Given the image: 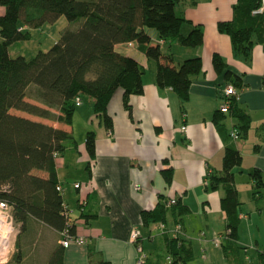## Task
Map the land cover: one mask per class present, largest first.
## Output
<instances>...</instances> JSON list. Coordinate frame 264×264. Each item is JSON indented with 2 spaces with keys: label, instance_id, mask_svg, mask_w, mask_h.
I'll return each mask as SVG.
<instances>
[{
  "label": "crops",
  "instance_id": "crops-1",
  "mask_svg": "<svg viewBox=\"0 0 264 264\" xmlns=\"http://www.w3.org/2000/svg\"><path fill=\"white\" fill-rule=\"evenodd\" d=\"M237 1L182 0L179 3L178 13L189 20L184 22L182 31L189 33L195 24L204 29L205 40L200 47L168 43L156 29L145 28L152 37V44H160L165 54H172L175 65L179 66L190 57L203 58L204 69L193 77L188 100H183L171 87L157 84L158 62L150 59L137 41H131L118 43L115 48L145 67L144 92L130 97L132 111L125 106L124 90L120 88L115 92L108 106V113L113 118L112 129L107 128L102 115L94 111L93 99L89 97L78 106L77 117H82L83 121L81 135L76 132V113L70 125L37 120L78 136V147L69 148L64 155L57 157V169L64 188V200L75 214L76 235L85 237L86 243H73L66 248L60 243L59 230L30 217L16 242V250L22 255L21 264H48L55 249L60 247L64 249V264H91L100 259H108L113 264H138L140 253L136 244L130 241L133 227L141 230L140 242L144 249L147 241L149 244L157 241L154 247L145 251L148 255L145 264L170 261L166 239L173 234L162 232L157 235L160 222L145 225L143 220V211L155 209L160 202L168 209L166 226L169 231L179 225L171 211L178 201L188 205L190 210L204 211L207 230L219 226L223 227L221 232L224 231L226 213L221 203L224 190L207 187L210 174L222 172L228 146L237 147L243 154L242 165L234 169L243 202L240 217L257 226L254 262L264 259L260 256L264 252V190L258 197L251 193L245 198L238 185V173H244L246 152L250 148L253 164L248 167L249 175L255 168H260L264 175V45L256 44L251 60H246L234 51L231 37L219 30L220 21L233 19ZM4 13L5 7L0 5V15ZM215 53L221 54L229 67L243 77V85L237 87L240 94L237 104L252 118L247 134L241 132L233 113L222 112L221 119L217 118L218 110L226 100L225 87L233 83L216 71L213 64ZM86 100L91 105L88 110L83 108ZM183 125L187 126L186 131L182 129ZM235 127L241 132L239 139L231 135ZM91 130L95 131L97 138L94 157L86 148L87 133ZM166 171L171 173V181L167 180ZM77 182H83L82 188L75 187ZM251 183L252 192L255 184L252 178ZM88 184L94 186L92 191L87 190ZM174 198L177 203L168 205V201ZM246 203L249 208L243 206ZM83 212L95 217L86 220ZM186 219L184 216L182 221L185 230ZM259 223L263 225L262 229ZM180 235H183L182 231ZM183 237L190 240L194 249L193 240L187 235ZM239 243L242 246L247 244L241 231ZM207 250L201 255L196 254L189 264H211L213 257L206 261ZM221 255V264H230L224 250ZM241 256L245 261L252 258L243 255L242 251Z\"/></svg>",
  "mask_w": 264,
  "mask_h": 264
},
{
  "label": "trees",
  "instance_id": "trees-1",
  "mask_svg": "<svg viewBox=\"0 0 264 264\" xmlns=\"http://www.w3.org/2000/svg\"><path fill=\"white\" fill-rule=\"evenodd\" d=\"M181 1L0 0V5L5 7V13L0 15V201L12 207L20 229L28 218L34 217L60 232L68 229L76 235V225L68 213L70 208H65L63 191L58 188L61 182L57 157L69 148L78 147V141L72 131L16 114L13 109L70 125L78 108L76 98L89 97L93 99L94 111L112 129L113 118L108 106L115 92L124 90V103L130 111V97L144 92L145 67L115 48L118 43L131 41H137L147 56L158 62L157 84L171 87L183 100H188L193 77L204 69L203 58L190 57L177 66L172 54H165L160 44H152V37L145 30L156 29L168 43L178 42L192 48L202 46L205 35L201 25H193L187 34L182 31L184 22L189 20L177 11ZM261 6L262 0H238L233 19L218 23L219 30L231 37L236 54L246 60H251L256 44L264 45V12H255ZM62 15L70 22H80L77 27L66 28L48 51L40 50L32 58L11 55L10 47L15 42L32 38L29 27L55 22ZM213 64L236 87L243 85L242 75L233 71L221 54L213 55ZM29 97L47 107L30 101ZM220 111L218 119L224 114ZM230 112L238 119L241 132L247 134L252 118L238 106L235 98ZM86 148L91 156L96 155L94 130L87 133ZM242 163L241 151L228 146L223 170L210 174L207 188L224 190L221 203L226 213V228L221 232V244L229 263L264 264V259L247 262L241 256V250L247 246L239 243L243 202L234 169ZM250 176L255 183L252 194L258 197L264 190L263 171L255 168ZM166 177L171 181L170 172L166 171ZM171 211L176 223L182 225L190 208L178 201ZM167 213L165 204L160 202L155 209L143 211L144 223H166ZM83 217L89 220L95 216L83 212ZM166 240L167 256L171 259L163 264H189L195 257L190 240L183 235H170ZM21 262L22 255L15 250L8 264ZM48 264H64L62 247L55 249ZM91 264L113 263L100 259Z\"/></svg>",
  "mask_w": 264,
  "mask_h": 264
},
{
  "label": "rangeland",
  "instance_id": "rangeland-1",
  "mask_svg": "<svg viewBox=\"0 0 264 264\" xmlns=\"http://www.w3.org/2000/svg\"><path fill=\"white\" fill-rule=\"evenodd\" d=\"M80 21L70 22L68 18L65 15H62L58 20L55 22H47L41 27L38 28H32L29 27V30L32 33V38L30 40L25 41H18L15 42L12 47L10 48V53L12 56H18V55H24L27 58L34 57L40 50L42 51H48L61 37L62 32L66 28H74L77 27ZM29 100L32 102H35L41 106L47 107L44 104L36 101L34 98L29 97ZM91 107L89 100L85 101V104L83 108L85 110H88ZM76 113V132L79 134L81 124L83 123L82 117H77L79 114L80 107L77 108ZM17 113H21L22 115L32 118V119H44L46 121H54L49 118H43L34 114H31L29 112L13 109ZM54 112H59L57 109L52 108ZM76 135V139H77ZM253 143H251V146ZM252 152V148L249 149V152L246 156V162L244 165V173H238V185L239 188L242 190L244 197H249V195L252 193V183H251V177L248 172V167H251L253 164V159L251 158L250 154ZM83 183V182H82ZM264 202V201H263ZM249 203L244 204L243 206L248 207ZM247 208V209H248ZM245 209V211L247 210ZM75 217L74 212H71V219L73 220ZM186 219V230L184 229V226L182 224L181 230L183 235L189 236L193 242H194V253L195 255H201L203 252L205 253V250L208 249L207 254H205L207 257L206 261L211 260V257H213V262L211 264H221L220 259L223 258V247L222 244L219 243L218 245L214 243V240H221V230L223 227L217 226V228H212L211 230H207V226L204 224V217H206V213L204 211H197L196 210H190L187 214H185ZM254 224V222L252 223ZM249 224L248 221L241 220L240 224V231L242 233V237L244 240V243L247 247L243 248L242 254L243 255H249L252 256L251 259H247L246 261H254L256 258V245H255V237L258 233V229L256 225ZM260 224V223H259ZM252 225V226H251ZM261 226V224H260ZM206 228V229H205ZM263 228V225L261 226V229ZM156 234H161L163 232L162 227H159L156 229ZM261 234V232H259ZM157 244V241H155L152 244H149V242H146L145 251L148 252L154 245ZM207 247V248H205ZM16 248V247H15ZM16 250V249H15ZM165 257V256H164ZM171 259V258H170Z\"/></svg>",
  "mask_w": 264,
  "mask_h": 264
},
{
  "label": "built area",
  "instance_id": "built-area-1",
  "mask_svg": "<svg viewBox=\"0 0 264 264\" xmlns=\"http://www.w3.org/2000/svg\"><path fill=\"white\" fill-rule=\"evenodd\" d=\"M264 6V0H262V6L259 10L255 12H262V8ZM225 102L223 106H221V112H230V106L232 100L235 98L238 100L240 98L239 91L234 84H228L225 87ZM76 103L78 106L82 105L83 100L80 97L76 98ZM182 129L184 131L187 130V126L183 125ZM231 135L235 139H239L241 137V132L238 128H234L231 132ZM89 188L88 191H92L94 186L88 184ZM75 187L77 189L82 188V182L75 183ZM59 190L64 191V188L59 185ZM84 203V202H82ZM177 203V199H171L168 201V205H174ZM64 206L66 209L69 206L64 202ZM71 209H68V213L71 214ZM160 227H162L163 232H171L173 236H179L181 234V224L177 225L174 230L169 231L167 230L166 223H160ZM21 229L19 224H17L12 207L6 201H0V264H8L11 260L13 253L15 252L16 242L18 235L20 234ZM61 239L60 243L64 247H69L71 244H85L86 238L78 235H72L68 229L61 231ZM142 238L141 230L138 227H133L130 233V241L136 244L137 249L140 253V258L138 260V264H145L147 261L148 255L145 252L144 246L141 244L140 239ZM215 244L221 243V240H214Z\"/></svg>",
  "mask_w": 264,
  "mask_h": 264
}]
</instances>
